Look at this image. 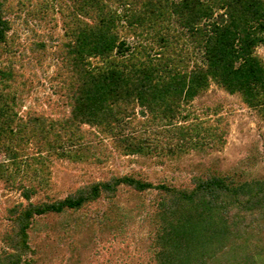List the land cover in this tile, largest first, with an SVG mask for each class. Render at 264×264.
I'll return each mask as SVG.
<instances>
[{"label":"trees","instance_id":"16d2710c","mask_svg":"<svg viewBox=\"0 0 264 264\" xmlns=\"http://www.w3.org/2000/svg\"><path fill=\"white\" fill-rule=\"evenodd\" d=\"M8 1L0 0V53L13 51L14 38L8 36L13 23L6 14L14 7ZM33 1L38 2L18 3L24 7ZM69 1L61 3L67 10L62 18L69 40L58 53L63 64L58 74L69 82L67 115L55 122L37 113L18 116L13 97L9 100L15 73L0 68V146L11 140L35 148L34 166L21 178L0 174V180L25 200L6 210L0 264H33L36 252L29 231L38 218L78 212L102 199L113 209L120 186L140 193L156 191L151 204L156 264H264V179L258 177L242 179L238 173L211 171L194 176L185 187L155 185L124 174L94 181L63 197L33 199L45 183L40 153L67 145L102 162L98 155L102 149L95 142L99 134L108 135L115 150L126 155L174 157L203 145L222 144L225 130L190 122L182 114V107L211 85L238 95L264 120V61L256 53L264 43V0ZM37 2L33 14L43 18L39 10L51 6ZM120 5H129L122 14L127 28L119 26ZM172 17L185 33L172 31ZM122 28L128 29L126 35L151 31L161 47L159 56L147 53V46L131 51L121 40ZM182 35L193 51H201V62L195 59L190 66L193 55L186 42L177 48ZM40 47L43 42H33L30 50L38 53ZM91 57L108 64L91 67ZM136 106L145 108L148 118L138 119ZM84 125L98 132L87 133Z\"/></svg>","mask_w":264,"mask_h":264},{"label":"rangeland","instance_id":"374dc122","mask_svg":"<svg viewBox=\"0 0 264 264\" xmlns=\"http://www.w3.org/2000/svg\"><path fill=\"white\" fill-rule=\"evenodd\" d=\"M19 1H8L14 9L6 14L13 23L8 33L9 38H14L10 45L13 51L0 53V68L15 73L9 100L12 96L13 109L18 116L26 118L37 113L55 122L70 111L68 101H64L67 99L65 87L69 82L64 80L65 75H59L63 64L61 55H58L63 42L69 40L62 18L67 10L65 6L61 7V3L69 4L70 1L38 0L24 7L19 5ZM36 2L51 6L39 10V16L43 18L33 14ZM128 7H117L122 18L119 26H125L123 28L127 25L122 14ZM170 27L177 34L186 32L173 17ZM123 28L120 30L121 40H125L131 51L138 45L147 46V53L152 57L159 56L157 53L161 47L156 39H152L151 31L126 35L128 29ZM182 41L194 56L190 66L195 59L201 62V51H193L192 43L183 35L176 43L177 48H181ZM33 42H43L44 47L33 53L30 50ZM150 46L153 49H149ZM256 53L264 61V43L258 46ZM89 60L91 67H106L108 64L100 57ZM135 114L138 119L148 118V112L140 106H136ZM182 114L190 122H199L205 127L219 126L220 130L226 131L224 142L218 146L203 145L174 157L126 155L115 150L108 135L99 134L95 142L102 149L98 150V155L104 158L102 162H96L95 157L86 158V152L79 147L67 145L49 153H40L43 157L39 164L40 172L45 175V183L33 199L36 201L47 195L63 197L94 181L124 174H132L155 185L169 183L185 187L191 185L194 176H205L211 171L238 173L242 179H264V120L238 95L228 94L211 85L183 106ZM83 129L87 133L98 132L96 127L89 125H84ZM34 150L32 144L25 146L11 140L3 141L0 146V174L21 178L34 166L35 160L33 163L31 160ZM155 195V190L140 193L120 186L113 209L102 199L78 212L38 218L29 231L30 242L36 252L33 264H156L151 246L156 227L152 222L151 207ZM19 202H25L19 191L0 180V234L7 227L6 210Z\"/></svg>","mask_w":264,"mask_h":264}]
</instances>
